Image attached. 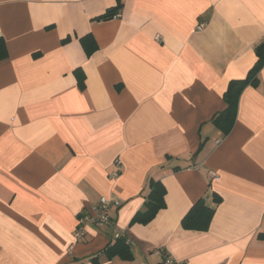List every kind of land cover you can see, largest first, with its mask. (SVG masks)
Listing matches in <instances>:
<instances>
[{
    "label": "crops",
    "instance_id": "1",
    "mask_svg": "<svg viewBox=\"0 0 264 264\" xmlns=\"http://www.w3.org/2000/svg\"><path fill=\"white\" fill-rule=\"evenodd\" d=\"M122 2L96 20L118 0H0V264H264V67L230 132L213 123L257 61L264 0ZM152 180L166 207L133 223ZM214 192L208 229H185ZM102 197L121 205L75 241ZM119 233L132 259L103 253Z\"/></svg>",
    "mask_w": 264,
    "mask_h": 264
},
{
    "label": "trees",
    "instance_id": "2",
    "mask_svg": "<svg viewBox=\"0 0 264 264\" xmlns=\"http://www.w3.org/2000/svg\"><path fill=\"white\" fill-rule=\"evenodd\" d=\"M123 7L122 0H118L115 7L108 9L104 14L98 16L96 20L112 19L118 14ZM67 37L63 42L69 41ZM81 43L88 56L93 54L98 49V44L92 34H87L81 38ZM257 55V61L250 69L247 76L242 79H233L230 81L228 88L224 94L226 102V108L217 113L213 119V123L223 131L224 134H228L235 123L238 105L241 94L248 86H259L260 79L259 73L264 67V40L255 49ZM9 51L5 39L0 36V62L7 59ZM75 75L78 80V85L81 89L85 88V75L84 72L77 68L75 69ZM167 189L161 181H151V190L145 202V208L140 210L134 216L133 223H148L158 213L159 210L166 207L165 195ZM222 198L219 194L213 193V202L215 206L207 204L204 198L199 199L187 212L182 219V225L185 229L190 230H206L210 226L211 220L216 210V205L220 204ZM264 237V235H261ZM103 253L107 258L114 256H120L123 259H132V250L130 243L126 241L125 237L116 238L115 242L109 244ZM94 262H98V257L93 258Z\"/></svg>",
    "mask_w": 264,
    "mask_h": 264
},
{
    "label": "built area",
    "instance_id": "3",
    "mask_svg": "<svg viewBox=\"0 0 264 264\" xmlns=\"http://www.w3.org/2000/svg\"><path fill=\"white\" fill-rule=\"evenodd\" d=\"M204 25H205L204 23L200 24L199 29H202ZM119 165H120V161L117 160L116 166ZM119 174H120L119 169L112 172L113 177H117L119 176ZM210 174L215 177V175L212 172H210ZM120 205L121 203L118 200L102 197L98 202V204L94 207L93 213H89V212L81 213L78 217L77 227L74 232L75 241H79L85 237L87 224L91 223L96 226H104L108 224L111 220L110 211L112 207H119ZM121 236L125 237L128 243H132V241L129 238H127V236L124 233L117 234V238ZM164 256L166 258L165 261L171 262V259H169L167 254H164Z\"/></svg>",
    "mask_w": 264,
    "mask_h": 264
}]
</instances>
